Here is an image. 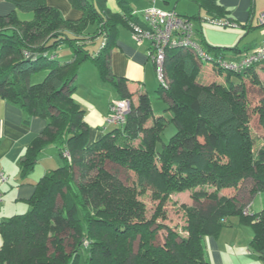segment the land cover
Returning a JSON list of instances; mask_svg holds the SVG:
<instances>
[{"label": "trees", "instance_id": "obj_1", "mask_svg": "<svg viewBox=\"0 0 264 264\" xmlns=\"http://www.w3.org/2000/svg\"><path fill=\"white\" fill-rule=\"evenodd\" d=\"M1 1L16 7L0 14V99L19 105L29 119L47 120L21 160V176L34 170L51 145L64 162L41 176L28 211L0 222V264H211L205 239L218 236L234 216L252 227L250 246L264 259V133L257 136L251 125L252 110L264 129V60L239 72L226 69L217 58L227 47L208 43L196 29L210 58L188 48L168 50L172 83L166 89L160 84L158 92L169 104L155 112L147 94L134 102L127 80L111 69L118 26L139 23L128 0H118L122 13L111 12L106 0H98L99 6L70 0L82 9L77 20L47 0ZM195 1L212 20L227 14L217 0ZM16 8L35 17L21 19ZM91 22L98 25L93 36L87 34ZM98 36H105L103 46L89 50L88 41ZM64 43L73 56L60 62L51 51ZM87 59L120 98L132 102L125 123L95 140L74 98L79 67ZM38 71H46L45 77L31 83ZM250 87L262 92L253 109ZM171 123L176 131L164 142ZM107 161L116 167L108 168ZM117 167L133 172L135 180L125 182ZM184 191L193 201L176 203L184 224L165 223L172 195ZM258 193L263 206L251 213ZM147 194L156 201L150 216Z\"/></svg>", "mask_w": 264, "mask_h": 264}, {"label": "rangeland", "instance_id": "obj_2", "mask_svg": "<svg viewBox=\"0 0 264 264\" xmlns=\"http://www.w3.org/2000/svg\"><path fill=\"white\" fill-rule=\"evenodd\" d=\"M94 1H95V4L99 6L98 0H94ZM47 2L51 4L52 6H55L56 8H58L65 18L77 20L81 18L83 15L82 9L75 6L70 0H47ZM128 2L133 8H135L136 13L141 15L142 11L145 9L144 7L146 6L148 0H128ZM241 2H242V7L237 11L236 10L233 11V14H232L234 17V21L232 22L235 24L227 25V26L211 21V17L208 16L204 11L201 12V16H200V17H203V19L202 20L199 19L198 17H199L200 10L198 6L195 3L191 2L190 0H179L177 3L174 1L172 2L170 7L176 8L177 12L181 14L195 16L194 19L191 18L192 22L194 23L196 28H202L207 42L215 46L227 47V49L225 50L226 58L229 59L234 56L235 58L238 59L242 55L235 53L233 50V47L238 45L239 47L244 48L245 46H247L249 48L245 52H252L255 49V47L258 46V45L255 46V44H257L264 38V27L257 22V18L259 17V14L262 11H264V0H242ZM11 6L12 8L13 6L14 8L16 7L11 2L1 1L0 2V13L4 14V13L9 12L7 10H9ZM106 6L113 13H122L118 0H106ZM6 7L8 8L5 9ZM17 13L21 19H25V20H31L35 17V14L33 11H23V10L17 9ZM237 15L241 16L242 18L244 17V21L237 19L236 18ZM253 15L255 16V20H256V24L254 26L256 27L259 24L258 28H255V29L246 28L245 21L248 19V16L249 17L251 16L252 18ZM121 26H122L121 28H128L129 30H131L130 26L129 27L126 25H121ZM118 27H120V25ZM97 28H98V25L95 24L94 22L89 23L88 28H87V34L93 36L97 32L96 31ZM120 30L121 29L118 28L117 35H116L117 40L119 38ZM132 38L134 39L133 35H132ZM134 40L138 43H142L136 39ZM105 41H106L105 36L104 37L98 36L97 38L92 39L91 41L89 40L88 49L91 51H98L103 46V43ZM72 52H73L72 47L67 43L62 44L57 49H52L51 51L52 54L56 53V58L60 62L71 60L73 56ZM83 63H92L93 65L96 66V64L92 60H85ZM203 64L210 65L209 62H206V61H203ZM45 75H46V71H38L31 76L30 82L31 83L41 82L43 78L45 77ZM153 76H154L153 77L154 85L152 88L149 87L147 89L151 96V102L155 109V112H160L165 107L168 106L169 100L166 97L160 95V93L157 90L158 87L160 86V82H159L155 67H154ZM80 79L81 78H79V81ZM232 79L239 80V77L234 75ZM79 81H78V87L74 93V96L76 98L75 100L79 104L82 103L83 105H85L84 102L81 101L79 98H81L80 94H82L85 98H87L86 92L88 93V91H84L85 82H82L80 85ZM166 82H167V86L164 87V89L168 88L170 84L172 83V76L169 73L168 69L166 73ZM260 92H261L260 89L250 87L249 101L251 102V105H252L250 109H253L254 106L258 103L259 98L262 93ZM251 112H252L251 125L253 127L255 134L257 136L263 135L264 129L259 124V118H258L257 113L252 110ZM116 126H121V125H116ZM175 131H176V126L174 123H171L170 126H168L165 129V132L162 135L163 141L167 142L169 138L172 136V134H174ZM92 139L93 137H91L90 135V140ZM158 146L162 147V142H159ZM39 158H40L39 162L41 163V165L44 168H48V171L62 165L64 162L62 157L59 155L58 149L54 145H51L47 147L45 150H43ZM107 166L110 169H114L116 167V165H113L109 161H107ZM117 170L121 178L125 182L131 183L132 181L135 180V174L133 172H130L120 167H117ZM245 194H248V191L242 192V193L238 192V196H241V197H243V195ZM144 198L149 207L148 215L150 216L154 210L156 201L152 200L149 194L144 196ZM171 199L172 200L169 201L167 204L168 219L165 221V223H168L170 225H176V224L183 225L184 217L182 215V212L177 209L176 203L178 204V203L185 202V203L191 204L193 201L190 196V191H184V192H180L177 194H173ZM262 201H263V195L258 194L254 198V201L250 207L251 213H255L261 209ZM26 206L27 207H24L21 210L18 209V211H11L13 213H9L8 215H5V216H8L6 218L8 219L14 216L15 214L25 213L30 208V205L26 204ZM164 233L165 232L162 231L159 236L161 240L163 238ZM252 237H253V230L251 226L240 223L238 216L231 217L230 225L223 227V229L221 230L218 236H212L211 238L209 237V240L211 239H214V240H211L210 243H208V240L207 241L205 240L206 248H207V255H208V258L210 259L211 264H264V259H260L254 253V250L250 246ZM1 245H2V237L0 235V247Z\"/></svg>", "mask_w": 264, "mask_h": 264}, {"label": "crops", "instance_id": "obj_3", "mask_svg": "<svg viewBox=\"0 0 264 264\" xmlns=\"http://www.w3.org/2000/svg\"><path fill=\"white\" fill-rule=\"evenodd\" d=\"M174 1L177 3L179 0H148L144 8L150 5H155L165 10H175L177 12L176 8L170 7L172 2ZM190 1L198 6L200 11L199 17H197L199 19H203V17H200L202 11H204L208 16L211 17V14L207 11V9L200 6L198 2H196L195 0ZM217 1L227 10V14L224 17H229L231 19H234L232 15L233 11H237L242 7V0ZM130 7L132 9V12L136 13L135 8H133L131 5ZM7 8L8 7H6L5 9ZM14 9V6L13 8L11 6V8L7 11L12 12L14 11ZM7 13L0 14L5 15ZM136 14L139 17V22H141L142 16L138 13ZM185 16L192 19L195 18V16ZM224 17L222 18L224 19ZM236 18L244 21V17L242 18L239 15H237ZM257 22L259 23L258 18ZM245 24L246 28L255 29L258 28L260 23L258 24V26H254L256 24V20L255 16L253 15L252 18L251 16H248ZM126 26L129 27L130 24H127ZM121 27L122 26L119 27V29H121L119 38L118 40L116 38V44L111 53V69L116 76L123 77L127 80L128 87L133 95L132 99L134 102H138L139 95L141 94H147L151 98L147 89L149 87L152 88L154 85L153 72L155 65L148 53L151 43L148 40H145L142 43L136 42L134 40L135 38H132L133 34L131 26V30ZM196 29H199L204 35L202 28ZM195 39L202 46L199 40V35L197 33L195 35ZM260 42L255 44V46L259 45ZM246 47L247 46H245L244 48ZM245 51L246 50L238 54L243 55L244 53H246ZM94 66L95 65H93L92 63L82 62L79 67L76 79V89L78 87L79 78H81L79 84L81 85L82 82H85L84 91H88V93L86 92V97L88 99L85 98L82 94H80L81 98H79L78 96L77 97L86 105L85 106L80 103L85 110L84 119L89 125V134L91 135V137H93L92 140L99 138L106 131L112 129L113 127H116V125L111 124L107 121V116L109 114V108L112 101L120 98L116 87L111 82L102 80L99 76L100 73L98 67ZM260 75L264 79V71H260ZM46 124L47 120L45 118L33 116L29 119L27 117L26 111L19 105L10 100L0 99V167L6 172L8 176V181L0 184V191L3 195V202L0 204L1 221L6 220V217L8 216L5 215L13 213L11 211H18V209L21 210L22 208L27 207L26 204L30 205L29 200L35 191L37 182L39 181L41 176H43L48 171V168H44L39 162L40 158L35 165L34 170L29 175L24 177L21 176L20 168L21 160L25 155L28 147L35 140V138L38 137L41 131L45 128ZM209 237L211 238L212 236ZM209 237H206L207 239H205L206 241L208 240V243H210L211 240H214H209Z\"/></svg>", "mask_w": 264, "mask_h": 264}, {"label": "built area", "instance_id": "obj_4", "mask_svg": "<svg viewBox=\"0 0 264 264\" xmlns=\"http://www.w3.org/2000/svg\"><path fill=\"white\" fill-rule=\"evenodd\" d=\"M142 21H131L133 37L143 42L150 41L149 56L153 60L159 82L163 87L166 82V57L168 50L174 48H188L195 52L199 58H210L208 51L204 49L195 39L196 28L190 17L184 16L175 10H165L155 5H150L142 11ZM221 25H234L232 20H212ZM258 21L264 27V11L259 14ZM264 60V38L252 52L244 53L240 58L218 57L217 61L226 69L231 71H242L254 64ZM131 99L119 98L112 101L109 108L107 121L111 124L122 125L126 121L127 114L131 109ZM8 181L6 172L0 167V184ZM3 195L0 191V204ZM245 213L249 212V207Z\"/></svg>", "mask_w": 264, "mask_h": 264}]
</instances>
